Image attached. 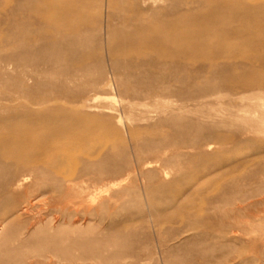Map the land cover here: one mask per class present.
<instances>
[{"label": "rangeland", "instance_id": "1", "mask_svg": "<svg viewBox=\"0 0 264 264\" xmlns=\"http://www.w3.org/2000/svg\"><path fill=\"white\" fill-rule=\"evenodd\" d=\"M234 1L0 0V264H264V9L249 43Z\"/></svg>", "mask_w": 264, "mask_h": 264}, {"label": "bare ground", "instance_id": "2", "mask_svg": "<svg viewBox=\"0 0 264 264\" xmlns=\"http://www.w3.org/2000/svg\"><path fill=\"white\" fill-rule=\"evenodd\" d=\"M244 1V0H243ZM248 1V0H246ZM253 3L250 4L249 6H246L245 4H243V2H241V0L239 1H234V3H229V6L231 4V6L233 7L232 9H240V8H244V23L241 24L240 26L238 25H233L231 27L232 31H236L238 34V37L246 39L247 42L252 43L254 42V38H253V33L255 32H251V34L248 32V30H250L251 28L254 29V24H251V21H249L252 17L256 16V14H258V11H261L264 9V4L261 3L262 0H252ZM213 21V20H212ZM247 23V24H246ZM216 26L219 28L221 26V23H219V21L215 22ZM162 27V26H161ZM160 27V28H161ZM198 29V28H197ZM242 29V30H241ZM248 29V30H247ZM247 30V31H246ZM180 32V26L178 25L177 21H167L166 22V26L164 29H160L157 36L160 38L158 39V37H155L154 39V44H157V46L159 47L158 49H166L167 51H169L170 53H176L179 51H182L180 49L184 48L183 45L184 43L180 41L179 39V33ZM248 32V33H247ZM204 33V32H203ZM206 35V34H205ZM205 35L203 37H205ZM222 36V35H220ZM164 39H166V42L163 41ZM162 40V41H160ZM221 39L219 38V41ZM199 43V42H198ZM197 47V46H196ZM198 47L200 49H205V50H212L214 48L213 44L208 43V42H204L202 41ZM163 51V50H162ZM203 51V50H200ZM159 52V51H158ZM168 53V54H170ZM182 53V52H181ZM172 54V55H173ZM162 55V54H161ZM183 55V54H182ZM116 101V100H115ZM107 122V121H106ZM110 122H107V124H109ZM119 123L123 124V120L122 118L119 119ZM74 127L70 126L68 127V130H72L74 131ZM76 130V129H75ZM67 133V131L63 130L61 127L57 128L54 132L55 137H62L64 136V134ZM55 138V139H56ZM38 141L37 137H32V140ZM27 141V139L22 140V143H19L17 149H15V152H11L10 153L6 150H4L1 153V156L7 157V158H17L18 160H20L21 162H28L27 159L25 160V158H23V149L20 147H26L24 145V142ZM43 142V141H42ZM44 146L46 147H58V144L56 142V140H50L47 143H44ZM1 158V157H0ZM43 255V254H42ZM52 260V259H51Z\"/></svg>", "mask_w": 264, "mask_h": 264}]
</instances>
